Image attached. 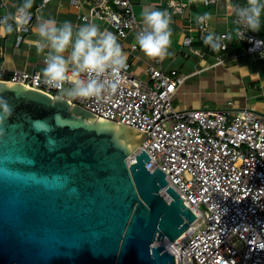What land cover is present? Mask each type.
I'll return each instance as SVG.
<instances>
[{"label": "water", "instance_id": "obj_1", "mask_svg": "<svg viewBox=\"0 0 264 264\" xmlns=\"http://www.w3.org/2000/svg\"><path fill=\"white\" fill-rule=\"evenodd\" d=\"M0 98V264H175L162 242L196 216L145 151L127 160L147 132L16 82Z\"/></svg>", "mask_w": 264, "mask_h": 264}, {"label": "built area", "instance_id": "obj_2", "mask_svg": "<svg viewBox=\"0 0 264 264\" xmlns=\"http://www.w3.org/2000/svg\"><path fill=\"white\" fill-rule=\"evenodd\" d=\"M50 1L42 0L41 6ZM237 1L239 4L244 0ZM69 2L77 9L87 8V12L77 14L79 21H101L114 30L127 55V69L116 80L115 91H105L99 98H64L97 118L149 134L127 160L134 162L135 156L145 151L150 157L146 169L153 171L159 167L165 173L167 186L178 193L196 216L188 229L166 247L174 255L175 264H264V250L254 248L264 242V115L245 106L233 108L230 102L214 110L178 109L172 104V96L183 83V74L168 69L158 59L146 63L145 78L131 71L130 60L137 58L139 50L135 36L143 26L141 12L148 7L171 14L170 28L179 32L181 46L190 47L198 55L212 52L203 39L212 34L208 21L197 22L202 15L194 17L193 0ZM217 2L200 0V5L210 7ZM135 6L140 7L139 19ZM12 16L19 44L35 14L30 10L31 18L23 26L17 9ZM232 24L236 42L242 44L243 51L264 58V35L238 25L235 15ZM238 32L245 33L243 39ZM216 36L221 37V51L232 48L228 43L229 31ZM196 39L205 44V51L193 46ZM68 75L65 87L72 86L70 71ZM107 78L115 80L111 75ZM0 80L59 96L58 90L43 83L38 71H8L0 67Z\"/></svg>", "mask_w": 264, "mask_h": 264}, {"label": "crops", "instance_id": "obj_3", "mask_svg": "<svg viewBox=\"0 0 264 264\" xmlns=\"http://www.w3.org/2000/svg\"><path fill=\"white\" fill-rule=\"evenodd\" d=\"M1 1L0 17L12 15L24 2V0ZM36 2L37 0H34L33 7ZM41 3L31 10L35 14L34 22L29 31L23 33V39L19 44L16 43L17 28L11 20L9 23L13 25V32L6 35L0 34V67L8 71L19 69L42 73L47 49L45 53L38 54L36 48V42L39 40L36 26L41 19H55L58 25L69 21L74 30L78 26L86 24L79 21L77 17L78 13L87 12L85 7V10L77 9L72 6L69 0H51L45 6H41ZM149 3L146 4L149 5ZM193 3L194 17L204 13L211 14L208 26L212 34L230 32L228 43L232 48L221 51L222 53L219 55L207 52H202L199 55L194 54L190 47L180 45L181 38H178L177 29L171 30L170 55L163 60V65L184 75L183 83L177 86L172 96V104L178 109L206 108L214 110L225 107L230 102L233 108L245 106L264 115V58L246 54L242 49V44L236 42L232 16L235 15L233 6L237 5L238 1L218 0L210 7L201 6L200 0H193ZM241 3L240 1L239 4ZM93 24L98 25L101 30L106 29L115 34L112 28L101 21H95ZM256 33L264 35V12L261 14L260 29ZM193 46L200 47L205 51V44L199 43L197 39ZM67 55L68 53H65V56ZM151 60L139 49L137 58L130 60L132 73L145 78L146 74L143 68ZM68 87L66 86V88Z\"/></svg>", "mask_w": 264, "mask_h": 264}, {"label": "clouds", "instance_id": "obj_4", "mask_svg": "<svg viewBox=\"0 0 264 264\" xmlns=\"http://www.w3.org/2000/svg\"><path fill=\"white\" fill-rule=\"evenodd\" d=\"M33 3L34 0H24L17 8V16L22 26L31 18ZM233 12L238 25L257 32L261 26L264 0H246L243 6L234 5ZM13 19L11 14L0 19V34L13 32V25L9 23ZM141 19L143 26L135 36L136 45L146 57L164 60L170 55L171 14L166 10L145 9L141 12ZM210 19L211 14L204 13L197 17V22L204 23ZM36 33L39 36L36 42L37 53H45L47 49L41 73L43 83L58 90L59 99L99 98L105 91L116 90V80L127 69V55L118 43L117 35L106 29L101 30L93 23L83 24L74 30L71 22L64 21L58 25L55 19H41L36 26ZM238 34L244 38V32ZM203 39L214 51L221 48V37L209 34ZM65 53L68 55L65 56ZM69 71L72 86L65 88V83L69 81ZM82 75L84 79H79ZM108 75L115 80H109ZM0 105H5L4 111L10 114L6 101L2 98ZM254 248L264 250V242Z\"/></svg>", "mask_w": 264, "mask_h": 264}, {"label": "trees", "instance_id": "obj_5", "mask_svg": "<svg viewBox=\"0 0 264 264\" xmlns=\"http://www.w3.org/2000/svg\"><path fill=\"white\" fill-rule=\"evenodd\" d=\"M41 2H42V0H37V2L35 3L34 7L39 6ZM241 2H242L241 5H245V4H246V0H245V1H241ZM34 7H32V9H33ZM32 9H31V10H32ZM199 43H200V42H199ZM199 45H200V44H199ZM221 53H222V52H221V48H220L219 50H216V51L212 50V52H211V54H213V55H219V54H221Z\"/></svg>", "mask_w": 264, "mask_h": 264}, {"label": "rangeland", "instance_id": "obj_6", "mask_svg": "<svg viewBox=\"0 0 264 264\" xmlns=\"http://www.w3.org/2000/svg\"><path fill=\"white\" fill-rule=\"evenodd\" d=\"M140 7L139 6H135V10H136V16L139 19L140 18V11H139ZM66 88V87H65ZM68 98V97H66Z\"/></svg>", "mask_w": 264, "mask_h": 264}, {"label": "bare ground", "instance_id": "obj_7", "mask_svg": "<svg viewBox=\"0 0 264 264\" xmlns=\"http://www.w3.org/2000/svg\"><path fill=\"white\" fill-rule=\"evenodd\" d=\"M162 192H163V194H165V191L164 190H162ZM162 244H164L167 248L171 246V244L169 243V241L168 242L163 241Z\"/></svg>", "mask_w": 264, "mask_h": 264}]
</instances>
